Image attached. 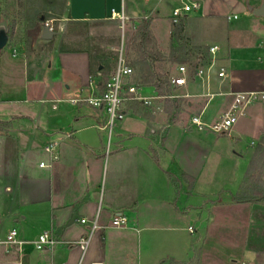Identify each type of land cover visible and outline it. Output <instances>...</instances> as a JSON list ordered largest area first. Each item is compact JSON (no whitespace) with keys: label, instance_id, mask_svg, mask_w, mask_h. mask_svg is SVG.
Here are the masks:
<instances>
[{"label":"crops","instance_id":"obj_1","mask_svg":"<svg viewBox=\"0 0 264 264\" xmlns=\"http://www.w3.org/2000/svg\"><path fill=\"white\" fill-rule=\"evenodd\" d=\"M62 2L50 17L58 22L51 40L42 38L44 24L32 49L10 46L4 52L8 41L0 52V121L8 126L0 129V238L12 228L27 240L51 230L61 245L38 251L29 244L21 257L0 252V264H188L195 247L193 239L180 232H195L193 222L198 219L191 216L196 206L190 199L202 163L207 159L251 162L259 156L258 147H264V101L251 105L229 133L200 131L191 124L194 115L208 123L217 120L232 104L233 93L264 92V17L243 9L250 3L258 7L263 0ZM183 3H198L199 8L174 24L172 12ZM114 12L125 16L124 24L112 16ZM143 22L154 43L146 47L151 70L140 73L132 62L138 58ZM112 24L106 45L90 44L91 34L100 30L108 35ZM95 25L103 27L84 31ZM122 38L123 46L135 50L123 55L133 67L125 79V94L129 96L128 87L136 86L152 104L126 102V117L116 125L107 155L106 130L101 128L106 113L71 100L104 89L116 69ZM215 45L219 46L217 67L208 73L210 78L206 74L201 79L196 72L200 67L208 72L209 49ZM199 50L202 55L196 58ZM181 65L189 69L188 83L174 88L171 79ZM220 67L226 69L224 79L218 76ZM167 75L170 94H160L155 84L139 83ZM168 99L184 103L176 122L166 110ZM53 140L60 141L59 158L51 168L40 167L48 160L44 146ZM249 167L242 169L237 192ZM235 205L245 210L260 204ZM224 206H212L211 211L231 208ZM98 213L99 228L83 252L77 243L89 233L90 223L81 220L91 221ZM120 214L128 218L127 225L113 226L114 216ZM241 227L247 236L246 245L239 248L242 261L264 264V220L252 218L249 225L241 222ZM234 256L227 264L239 263Z\"/></svg>","mask_w":264,"mask_h":264},{"label":"rangeland","instance_id":"obj_2","mask_svg":"<svg viewBox=\"0 0 264 264\" xmlns=\"http://www.w3.org/2000/svg\"><path fill=\"white\" fill-rule=\"evenodd\" d=\"M62 3V0H0V8L3 16L2 25L9 34L10 43H8L3 51L7 52L10 46L20 49L19 47L21 45L27 50L32 49L34 43L40 41V31L43 29L47 20H52L54 31H56V28H58L57 19H52L50 17L54 16L53 10ZM249 5H251V3ZM243 9L246 13L249 12L248 6H245ZM42 18H45V21H42ZM242 19L244 18L242 17L241 20ZM101 27L103 26H86L84 31L89 33L91 29H100ZM107 29L108 35L100 30H97L95 35L91 34L94 42H92V40L90 44L95 47L106 45L109 42L107 36H112L114 25L112 24V26ZM121 30L123 32V28H121ZM79 38L82 39L83 35L79 36ZM130 48L131 50H129ZM121 50L124 56H127L129 52L135 54L133 47L123 46V38L117 45L118 57ZM171 71L173 75L176 74L177 66L175 65ZM2 126V121H0V129ZM104 134L106 148L108 132L106 131ZM227 139L230 140L232 138L229 136ZM251 162L207 159V161L202 163L204 168L195 186V193L190 199L196 206L195 208H191V216H196L198 219L193 222L195 232L189 233L185 229H182L180 232L181 234L187 233L191 239H193L192 243L195 248L191 249V256L189 257L191 259H188V264H227V259L230 255H236L237 257H234L239 260L238 264H244L240 256L241 252L239 248L246 245L247 236L246 232L241 227V222L249 225L252 218L264 220V187L258 184V181H264V157L261 162L247 173L242 188L237 192L236 184L241 182L240 174L242 169H246L248 165H251ZM11 164H13V162L8 163V166ZM68 169H70V167H68ZM224 188L230 189L232 192H235V194L226 192L223 190ZM236 194L241 196L245 194L251 200H257L246 201L247 203L256 202L260 205L257 207L254 206V208L253 206H246L245 210L239 208L240 206L235 205L237 203L233 200ZM185 202L186 201L182 200V203ZM230 204L234 205L230 206ZM216 205H227L224 207L230 206L231 208L218 209L213 213L211 208ZM201 215H203L202 217H204V219L199 221ZM238 221L240 222L238 223ZM252 223L253 222H251V224ZM209 237H211L210 240L207 239ZM245 261L246 264L254 263L253 259H245Z\"/></svg>","mask_w":264,"mask_h":264},{"label":"built area","instance_id":"obj_3","mask_svg":"<svg viewBox=\"0 0 264 264\" xmlns=\"http://www.w3.org/2000/svg\"><path fill=\"white\" fill-rule=\"evenodd\" d=\"M198 3H183L181 6L176 7L172 12V22L178 24L180 19L186 14L194 9H198ZM114 18H119L124 24L125 16L119 13H113ZM45 26H48L51 32L54 31L52 25V20H47ZM219 50V46L215 45L210 47L209 52L211 58L207 66L208 72L206 73V67L198 68L196 74L201 79H204L205 75L215 67H217V57L216 53ZM133 73V68L129 66L126 59L123 56V51L119 55L116 69L109 76L104 84V89L101 92L91 95L90 97L84 99H72L71 103L76 104L79 101L87 102L89 105L95 109L103 110L106 113L107 119L103 127V130L108 132V145L106 147V154L110 152L109 144L113 135V131L116 125L123 121L126 117V102L129 100L142 101L145 105H151V99L142 97L136 86L128 87L127 91L129 96L125 94V79ZM189 69L185 65L179 67V74L171 79V84L174 88L184 87L188 83ZM218 76L222 79L226 77V69L220 67L218 70ZM208 78H210L208 76ZM233 102L230 107L215 121L208 123L204 121L201 115H194L191 117V124L198 130H210L214 133L224 134L229 133L235 124L238 122L239 118L244 116L249 107L254 105L259 101H264V92L262 91H249V92H236L233 93ZM58 102L56 101L52 104V107L56 109L58 107ZM69 136V135H66ZM60 145L59 140L50 141L44 146L45 153L48 155L47 162L42 161L40 167L51 168L53 163L57 161L58 154L57 150ZM98 216L89 221L86 218L81 220L82 223H90V231L85 236H82L78 241V245L83 252H86L94 232L99 228ZM128 218L124 215H115L112 220V225L116 227H121L127 225ZM33 245L38 251H52L59 245H61V240L56 236V234L51 231L42 232L37 239L27 240L21 237L17 228H12L4 238H0V252L8 254H17L21 257L24 247L26 245Z\"/></svg>","mask_w":264,"mask_h":264},{"label":"trees","instance_id":"obj_4","mask_svg":"<svg viewBox=\"0 0 264 264\" xmlns=\"http://www.w3.org/2000/svg\"><path fill=\"white\" fill-rule=\"evenodd\" d=\"M3 24V16L1 13V8H0V25ZM141 32L138 34V40H140L138 44V58L134 62H132V66L134 69H137L138 72L141 73V71L151 70V67L146 63V58L148 55V51L146 47L148 45H151L154 43L152 39V35L149 31L148 25L143 22L142 27H141ZM182 51V50H181ZM196 58H198L200 55H202L201 51L199 50L196 52ZM177 62H184L180 61L177 59ZM132 67V68H133ZM192 67H197V64L194 63ZM140 84H155L157 91L160 94H170L171 89H170V76H161L159 80L157 81H148V80H143L142 82H139ZM183 106L184 103L181 100H172L168 99L167 104H166V110L169 113V116L171 117L173 122H176L179 119L180 114L183 112ZM2 128L8 127L7 123L2 122ZM256 155H259L258 158H255L252 162L251 165L248 169V172H250L259 162L263 160L264 157V147L260 146L258 147V150L256 151ZM263 156V157H262ZM191 182L193 183V179H190ZM191 183V185H192ZM258 184H261L264 187V181H258ZM261 192V191H258ZM258 194V193H257ZM252 197V196H251ZM233 200L235 203H241V202H246V201H257V200H251L248 196L244 195H239L236 194L233 197Z\"/></svg>","mask_w":264,"mask_h":264},{"label":"water","instance_id":"obj_5","mask_svg":"<svg viewBox=\"0 0 264 264\" xmlns=\"http://www.w3.org/2000/svg\"><path fill=\"white\" fill-rule=\"evenodd\" d=\"M248 9L254 15L259 17H264V0L262 4L258 7H252L251 5H248ZM54 35L55 32H51L48 26H46L43 31L42 38L44 40H51ZM8 41H9V36L7 30L3 25H0V52L7 45Z\"/></svg>","mask_w":264,"mask_h":264}]
</instances>
